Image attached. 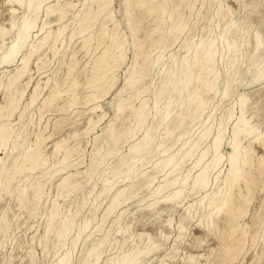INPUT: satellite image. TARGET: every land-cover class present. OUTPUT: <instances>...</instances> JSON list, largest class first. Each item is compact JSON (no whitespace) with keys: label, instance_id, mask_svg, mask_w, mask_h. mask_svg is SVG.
Instances as JSON below:
<instances>
[{"label":"rangeland","instance_id":"rangeland-1","mask_svg":"<svg viewBox=\"0 0 264 264\" xmlns=\"http://www.w3.org/2000/svg\"><path fill=\"white\" fill-rule=\"evenodd\" d=\"M97 3L47 0L28 45L0 65V127L23 134L5 149L0 138V264H57L64 254L86 264L95 252L97 264H114L132 249L144 252L137 264H264V0H111L101 12ZM32 15L25 0H0V25L15 24L0 57ZM209 41L213 60L192 70ZM28 51V68L6 88ZM191 70L199 77L189 85ZM240 99L254 133L238 138L245 164L218 209L208 202L226 188ZM23 154L34 159L12 161ZM203 169L209 186L196 191Z\"/></svg>","mask_w":264,"mask_h":264},{"label":"bare ground","instance_id":"bare-ground-1","mask_svg":"<svg viewBox=\"0 0 264 264\" xmlns=\"http://www.w3.org/2000/svg\"><path fill=\"white\" fill-rule=\"evenodd\" d=\"M12 2H15L17 4H22V0H11ZM47 2V0H25V6H26V10L29 11L31 14L33 13L32 17H26L22 24L20 25V27L18 28L16 34H15V38L14 40L11 42V44L7 47H5V49L2 50V54H1V57H0V65L2 64H9V63H13L17 57L18 54H20L24 47L28 45V41H29V38L31 37V32L35 29L36 27V19H37V11L39 10V7L43 4ZM111 0H98V3H97V9H98V12H101L102 10H104L109 4H110ZM161 10H162V7H160ZM159 8V9H160ZM51 6L50 5H47L45 7V13L47 15H50L51 13H53V11H51ZM54 10V9H53ZM128 10V9H127ZM129 11V10H128ZM15 12V8L14 7H11V11L10 13L13 14ZM59 12V11H58ZM61 12V11H60ZM64 12V11H63ZM126 12V11H125ZM129 13V12H128ZM88 14V13H87ZM87 14L82 18V20L80 21V33L84 30L87 29V27H85L82 22L86 19V16ZM62 14L61 13H58L57 16H56V21L58 20L59 22L61 21L62 19ZM53 19V18H51ZM89 21V20H88ZM87 21V22H88ZM85 23V22H84ZM14 22L12 21L11 22V27L10 29H7L5 27H3L2 25H0V42L1 41H4V36L14 27ZM264 26V25H263ZM64 29V28H63ZM62 32V29L58 30L57 31V34L55 33L56 37L60 36ZM82 32V33H83ZM258 33V32H257ZM48 34V33H47ZM43 35V37L39 38L38 40V46L41 47L43 45L44 42H46V40L48 39L47 37L49 36L48 35ZM71 36V35H70ZM85 38V37H84ZM226 41V40H225ZM53 42V40H52ZM210 42V41H209ZM227 42V41H226ZM255 42V41H254ZM259 39L258 37L256 36V43H259ZM54 43V42H53ZM83 43H85V41H83ZM87 43V42H86ZM85 43V44H86ZM205 44V43H204ZM201 44V46L199 47V54L194 56L193 58V62H192V70L195 68V66L197 64H199L200 62H211L215 56V53H216V50L215 48L213 47L214 44H212L211 42L208 43V44ZM227 47H229V43L226 44ZM260 45V44H259ZM2 44L0 45V51L2 49ZM84 46V45H83ZM81 46V47H83ZM257 46V45H256ZM255 46V49L257 48ZM263 46V45H261ZM32 47V46H31ZM34 48V47H33ZM52 48V47H51ZM55 48V47H54ZM260 48V47H259ZM32 49V48H31ZM253 49V48H252ZM39 50V49H38ZM37 50V51H38ZM36 51V52H37ZM87 51V50H86ZM253 52V51H252ZM34 51H28L26 54L22 55L21 54V57H20V60H19V63H20V67L15 69V72L9 76L8 78V84L5 86L6 88H9L11 87V85L13 83H15L14 81L16 80L17 82V79L22 77L23 76V73L25 72V70L28 68V64H29V61H30V58L31 56L33 55ZM254 53V52H253ZM36 54V53H34ZM200 55V56H199ZM124 55L123 53H119V55H117V59L118 60H121L123 59ZM203 64V63H202ZM106 65V64H105ZM107 66V65H106ZM37 67V66H36ZM39 69V68H38ZM104 69V67H103ZM196 69V68H195ZM197 69H198V65H197ZM200 69V68H199ZM263 69V68H262ZM96 70V69H95ZM192 70L190 71V75H189V85L191 82H193L195 79L197 80L199 75L198 74H193L192 73ZM202 70V68H201ZM201 72V71H200ZM198 73V72H197ZM216 76V74H214ZM257 75V74H256ZM263 75V72H259L258 74V77L261 78V76ZM99 76V75H98ZM218 76V75H217ZM188 79V78H187ZM19 80V79H18ZM100 80V79H99ZM217 80V79H216ZM212 81V80H211ZM210 81V82H211ZM203 82V81H202ZM29 83V82H28ZM188 85V84H187ZM211 87V86H210ZM37 88H38V85H37ZM263 88V87H262ZM34 89V88H33ZM8 90V89H7ZM35 91V90H34ZM257 91V90H256ZM263 91V90H262ZM17 92V91H15ZM20 92H22L23 94V91L20 90ZM20 92H19V97H20ZM34 93V92H33ZM32 93V94H33ZM188 93V92H187ZM259 93V92H258ZM263 93V92H262ZM13 96V95H12ZM11 95H9V98H8V106L6 108L9 109L10 113H14V110H15V107L17 108V106H15V104H17L15 102V99L12 97ZM21 98V97H20ZM193 98V97H192ZM36 100V97H35V93L33 95L30 96V99H29V102L28 104H33L34 101ZM190 100V99H189ZM192 101V100H191ZM189 102V101H188ZM193 103V101H192ZM201 105V102L200 101H194V106H193V111H197L199 109ZM5 107V106H4ZM97 108V107H96ZM243 108H244V99H240V116L237 120V122L235 123V125L233 126L232 128V148L233 149V153L230 155L229 157V160H228V164H229V167H228V170H227V173H226V177H225V180H224V183L226 184V188H225V191L220 194L217 198H214V199H211L209 202H208V206H212L216 203H218V205L216 206L218 209H221L223 207V205H226V203L229 201L230 199V188L232 187V185H234L235 181L238 179V178H241L239 177L241 175V171H242V165L245 164V162L243 163V158L246 156L245 152L243 154H245V156L243 157V154L241 153V150H239V143H238V138L240 136L244 137V138H247V137H250L253 133H254V127L252 125H250L248 123V120L245 118L244 114H243ZM5 109V108H4ZM3 109V110H4ZM6 111V110H4ZM1 112V110H0ZM13 115V114H12ZM193 115V114H192ZM6 116V115H4ZM1 117V116H0ZM3 117V116H2ZM7 117V116H6ZM5 125V124H4ZM1 126V125H0ZM4 127V126H2ZM0 127V138H1V147H3V149L7 148V146H9V143L12 142L13 139H17L19 141H22L23 140V134H20V135H17V136H13V129L8 127V128H2ZM37 134V133H36ZM40 134V133H39ZM38 136V135H37ZM41 136V135H39ZM37 139V138H36ZM42 140V139H41ZM43 141V140H42ZM36 142V141H35ZM34 142V143H35ZM220 142H221V135L218 134L215 138H214V141L212 142L213 143V146L215 149L218 148V146L220 145ZM37 144H39L37 142ZM36 144V146H37ZM40 145V144H39ZM38 145V146H39ZM59 145V144H58ZM15 146V145H14ZM56 146V145H55ZM40 147V146H39ZM39 147L37 149H39ZM58 147V146H57ZM134 147V146H133ZM35 148V147H34ZM33 149V148H31ZM30 149V150H31ZM55 150V148H54ZM53 150V152H54ZM36 151V150H35ZM34 150H32L31 152H35ZM205 151V150H204ZM201 153L200 155V158L198 160L201 161L205 155H206V152ZM29 152V151H28ZM39 152V151H38ZM232 152V151H231ZM25 153V152H24ZM55 153V152H54ZM34 154V153H33ZM37 154V153H36ZM68 154V153H67ZM35 155V154H34ZM69 156V154H68ZM221 156V155H220ZM9 156H7L8 158ZM34 156L31 155V154H23L20 159H13L12 161L14 163H16V161L18 160V166H21L23 164V162L27 161L28 160L30 161L31 159H34L33 158ZM37 157V155L35 156ZM41 157V156H39ZM38 158V157H37ZM245 160V159H244ZM220 161V157L219 156H215V158L213 159L212 161V169H215V167L217 166V164L219 163ZM246 161V160H245ZM38 162V161H37ZM247 162V161H246ZM31 163V162H30ZM35 164H31V166L28 168H26V170H33ZM124 164V163H123ZM169 164V160L166 159L162 162V166L165 167ZM16 165V164H15ZM23 166V165H22ZM17 168V167H16ZM25 168V167H24ZM13 169V168H12ZM211 169V170H212ZM16 170V169H15ZM19 170V169H18ZM21 170V169H20ZM220 170V169H219ZM5 165L3 162L0 161V187H1V179L3 178L4 180H6V177L7 176H3V174L5 173ZM15 173V172H14ZM217 174V173H216ZM10 177V176H9ZM10 179V178H9ZM66 179L67 177H65L63 179L62 182H60V185L61 186H64V182H66ZM4 182V181H3ZM7 183V182H6ZM208 171L207 169H203L200 173L197 174V177L194 181V184H193V189L196 190V191H201L203 189H205L208 185ZM7 185V184H6ZM5 186V185H4ZM67 186V185H66ZM209 186V185H208ZM6 187V186H5ZM4 187V188H5ZM68 187V186H67ZM3 188V187H1ZM64 188V187H63ZM62 189V188H61ZM41 190V189H40ZM63 190V189H62ZM36 195V194H35ZM179 196V191H175L173 193H171V195L168 197V200L171 201V200H175L177 199ZM86 198V197H85ZM231 200V199H230ZM116 201V200H115ZM114 201V202H115ZM230 202V201H229ZM227 206V205H226ZM225 206V207H226ZM227 208V207H226ZM65 226V225H64ZM87 226V223H84V227ZM64 228V227H63ZM65 230V228H64ZM63 231V230H62ZM63 233V232H62ZM60 234V237L63 236V234ZM81 234V233H80ZM147 247V245H146ZM145 247V248H146ZM144 248V250H145ZM144 254L143 250H138V249H132L130 250L128 253L126 254H123L121 257H119L118 259H115V260H112L114 262V264H137L138 260H139V256L140 254ZM93 256V260L91 258L92 261H88L86 264H97V261L99 259V253L95 252L92 254ZM35 257V256H34ZM70 261V260H69ZM57 264H68V256L67 254H64L61 259L58 261Z\"/></svg>","mask_w":264,"mask_h":264}]
</instances>
